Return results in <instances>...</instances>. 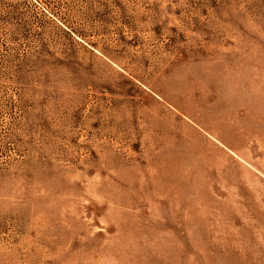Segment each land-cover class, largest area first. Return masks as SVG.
Listing matches in <instances>:
<instances>
[{"label": "rangeland", "instance_id": "rangeland-1", "mask_svg": "<svg viewBox=\"0 0 264 264\" xmlns=\"http://www.w3.org/2000/svg\"><path fill=\"white\" fill-rule=\"evenodd\" d=\"M0 264H264V0H0Z\"/></svg>", "mask_w": 264, "mask_h": 264}]
</instances>
